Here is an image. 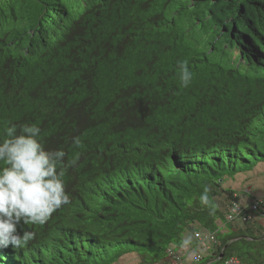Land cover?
<instances>
[{
    "label": "trees",
    "instance_id": "16d2710c",
    "mask_svg": "<svg viewBox=\"0 0 264 264\" xmlns=\"http://www.w3.org/2000/svg\"><path fill=\"white\" fill-rule=\"evenodd\" d=\"M10 122L65 152L70 203L21 221L35 236L0 264H176L170 250L219 224L202 264L264 263V224H226L225 186L264 163V0H0V132Z\"/></svg>",
    "mask_w": 264,
    "mask_h": 264
},
{
    "label": "clouds",
    "instance_id": "9594fccd",
    "mask_svg": "<svg viewBox=\"0 0 264 264\" xmlns=\"http://www.w3.org/2000/svg\"><path fill=\"white\" fill-rule=\"evenodd\" d=\"M192 76L187 61H181L179 78L182 85L187 87ZM40 133L41 129L37 124L17 125L11 122L0 132V137H3L0 138V247H7L9 244L21 247L27 244L34 238L35 233L23 230L21 235L18 232L21 221L24 225H43L54 211L70 203L64 180L65 152L47 149ZM73 143L79 147V138L74 139ZM208 192L209 189L205 188L199 198L200 203L209 208L210 214H214L217 205L210 200ZM255 221L260 223L255 219L250 223ZM217 229L226 230L224 224H219ZM188 242L186 240L184 243ZM198 242L199 245L193 248L195 256L200 253L204 259L215 251L217 242L212 245L199 240ZM202 248L208 252L206 255L199 251ZM181 258L183 259L182 256ZM197 262L200 261H196L194 257V264Z\"/></svg>",
    "mask_w": 264,
    "mask_h": 264
},
{
    "label": "built area",
    "instance_id": "2783aa9c",
    "mask_svg": "<svg viewBox=\"0 0 264 264\" xmlns=\"http://www.w3.org/2000/svg\"><path fill=\"white\" fill-rule=\"evenodd\" d=\"M237 193L233 194V199L227 204V213H226V223L232 224L235 221L241 223L238 227H244L248 223L252 222L254 219L260 221L264 224V200L254 199L253 197L243 200L242 197ZM220 229H216L212 232L200 233L197 232L195 237L203 242L208 244L216 243V235ZM170 255L173 256L176 264H185L181 255L179 253L169 251ZM203 259L200 253H197L195 256L196 261H201ZM207 264H245L237 257H230L221 261L219 263H207ZM264 264V263H261Z\"/></svg>",
    "mask_w": 264,
    "mask_h": 264
},
{
    "label": "rangeland",
    "instance_id": "374dc122",
    "mask_svg": "<svg viewBox=\"0 0 264 264\" xmlns=\"http://www.w3.org/2000/svg\"><path fill=\"white\" fill-rule=\"evenodd\" d=\"M228 177L229 176L225 177L226 180L225 186L231 188L238 194L243 195L242 196L243 200H247L251 197H253L254 199L264 200V163H259L256 166V168H254L249 172L243 174L240 173L230 178ZM246 191H248L249 193L248 192L246 193ZM240 225L241 223H239V221H235L234 223H232L233 227H238ZM183 247L184 246H182L181 249ZM175 250H177V252L179 251L178 248H176ZM199 251L204 255L208 253L207 251L204 250V248L200 249ZM191 256L193 257L192 253ZM139 263H140V258L135 253L125 254L121 257V259H118L114 262V264H139ZM202 263L203 261L202 262L200 261L197 262L196 264H202Z\"/></svg>",
    "mask_w": 264,
    "mask_h": 264
},
{
    "label": "crops",
    "instance_id": "0c3cea01",
    "mask_svg": "<svg viewBox=\"0 0 264 264\" xmlns=\"http://www.w3.org/2000/svg\"><path fill=\"white\" fill-rule=\"evenodd\" d=\"M178 252L183 256V260L186 262V264H194V249H191L189 246H184L182 249H179ZM191 253L193 254V257L191 256Z\"/></svg>",
    "mask_w": 264,
    "mask_h": 264
},
{
    "label": "water",
    "instance_id": "95a60500",
    "mask_svg": "<svg viewBox=\"0 0 264 264\" xmlns=\"http://www.w3.org/2000/svg\"><path fill=\"white\" fill-rule=\"evenodd\" d=\"M221 257H223V256H221Z\"/></svg>",
    "mask_w": 264,
    "mask_h": 264
}]
</instances>
